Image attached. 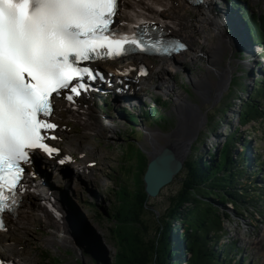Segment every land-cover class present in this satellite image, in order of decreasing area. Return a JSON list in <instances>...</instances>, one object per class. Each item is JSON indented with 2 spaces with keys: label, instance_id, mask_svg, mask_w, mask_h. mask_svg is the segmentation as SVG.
Returning a JSON list of instances; mask_svg holds the SVG:
<instances>
[{
  "label": "rangeland",
  "instance_id": "1",
  "mask_svg": "<svg viewBox=\"0 0 264 264\" xmlns=\"http://www.w3.org/2000/svg\"><path fill=\"white\" fill-rule=\"evenodd\" d=\"M249 3L256 13H261V10L264 12V0H249ZM188 6V17L194 19L198 7ZM219 9H215V12L222 18L219 15L223 14L222 9ZM223 27L224 33L228 37L231 36L233 41L230 26L224 23ZM211 31V28L206 27L194 35L196 39L194 45L199 51L197 56L191 52H188L187 56H175L185 63L180 66V74L175 75L173 69L169 76H165L174 83V88H170V94L163 100L166 108H161L162 111L157 109L160 115L166 116L164 121L161 118L155 124L151 120L139 119L137 115L140 114V107L138 106L141 105V108L145 110L144 101L139 105L136 104L134 109L127 108L123 111L122 108L116 107L118 105L116 103L112 106L111 100L108 102L103 99L94 101L91 95L89 98L93 101L95 108L94 113L86 116L90 119L89 121L86 119V128L82 126L81 121L76 122L71 119L59 121L61 137L53 140L58 148L65 147L66 135L78 139L79 144H86L87 151L83 152L85 156L82 153L71 152L76 162L82 163V168L79 169L82 172L78 173L80 182H77L76 189H72L73 202L76 210L81 214L84 226L87 224L89 230L91 229L95 236L105 244L111 257H114L117 252V243L113 241L110 233L112 222L107 212L111 213L114 210L118 202L117 193L121 187L129 186L130 194H137L135 190L140 184L144 157H146L145 161L149 162V155L155 152V146H157L154 138L161 146H166L168 135L177 129L179 115L175 110L173 92L179 89L183 91L189 101L200 106L202 114L206 117L205 121L201 120L195 132L196 136L194 135L191 140L183 159L185 165L186 161L196 153H208L223 148L230 131H235L239 127L238 113L242 104L241 99L246 98L251 92L255 80L263 76L264 62L256 56V51L246 55L237 45L235 47L229 44L226 45L224 54L220 58H214V62L209 55L207 57L202 55L200 51L208 48L203 40L204 36L209 42L215 41L210 36ZM170 33L177 36L173 32ZM251 57L253 58L249 59ZM160 62L163 60L147 58L145 65L152 71ZM105 66L102 65L103 69ZM225 69L230 70L228 81L217 94L215 85L220 81V74L217 71L222 72ZM200 75H206L212 84L211 95L205 96L199 93L198 85L195 84L193 77ZM151 78L155 79L152 75ZM154 86L158 87L157 84ZM154 95V93H149L146 102L152 103ZM130 114L136 115L139 122H132L128 118ZM82 120H84L83 117ZM240 136L242 141L238 143V150L234 153L235 157L238 152H243L242 145L249 141L252 155L255 157L256 153H259L263 156L261 158H264V122L252 123L243 127L240 130ZM139 149L144 153V157ZM254 176L250 177L248 182H251L255 189L263 188L264 181ZM185 177L186 171L183 166L174 180L166 185L157 197H149V205L158 216L169 207L170 198L181 190ZM260 209L261 213L253 215L242 211L244 215L242 217L235 213L231 204L228 205V212L232 214V217L226 221L225 229L229 236L222 242L228 243L233 239L238 241L237 245L242 251L232 256L235 262L245 258L243 264H264V206ZM66 222L67 226H71L68 219ZM47 223L44 219L34 220L27 228L17 231L13 243L15 248L20 247L19 249L23 251L22 256L21 251L18 250L21 258L15 255V251L1 254L14 264H31L28 258H34L35 264H93L91 258L97 256V252L91 250L85 253L88 245L82 246L80 255L74 249L72 252V248L69 247L71 243L67 242L68 239L73 241V237L71 235L72 238H70L67 232L55 235L53 241L49 243L50 237L56 232L54 226ZM67 230L70 233L71 229L67 228Z\"/></svg>",
  "mask_w": 264,
  "mask_h": 264
},
{
  "label": "snow or ice",
  "instance_id": "2",
  "mask_svg": "<svg viewBox=\"0 0 264 264\" xmlns=\"http://www.w3.org/2000/svg\"><path fill=\"white\" fill-rule=\"evenodd\" d=\"M126 7L125 0H0V213L11 211L9 199L15 203L23 177L32 175L23 165L40 152L59 153L46 143L57 138L48 135L57 127L48 117L54 102L74 106L88 89L85 81L95 76L84 62L130 48L185 47L177 41L162 47L158 38L146 44L149 30L130 28ZM0 230H6L2 220Z\"/></svg>",
  "mask_w": 264,
  "mask_h": 264
},
{
  "label": "trees",
  "instance_id": "3",
  "mask_svg": "<svg viewBox=\"0 0 264 264\" xmlns=\"http://www.w3.org/2000/svg\"><path fill=\"white\" fill-rule=\"evenodd\" d=\"M232 3L238 7L251 39L264 47V12L261 15L254 12L250 3L246 7L238 1ZM154 102L160 111L166 108L162 98L155 96ZM241 103L239 127L230 131L223 148L196 153L186 161L183 186L170 198L169 207L160 216L149 205L143 181L148 162L139 149L145 159L140 184L135 190L137 194H130L129 186L121 187L114 210L107 212L117 252L111 257L100 239L93 241L85 251L97 252V256L91 258L93 264H242L243 261L235 262L232 257L242 251L238 241H222L229 236L225 229L226 221L232 217L228 212L229 204L242 217V211L259 214L260 207L264 206V187L255 189L248 182L249 174L258 175L262 168L250 173L245 169L249 141L242 145L245 152H238L237 157L234 155L242 141L240 130L252 123L264 122V67L263 76L255 80L251 92ZM128 118L139 122L133 114ZM161 118L164 121L166 116L160 115L157 109L152 113L149 109L143 111L144 121L156 124ZM256 166H264L260 155L256 158Z\"/></svg>",
  "mask_w": 264,
  "mask_h": 264
},
{
  "label": "bare ground",
  "instance_id": "4",
  "mask_svg": "<svg viewBox=\"0 0 264 264\" xmlns=\"http://www.w3.org/2000/svg\"><path fill=\"white\" fill-rule=\"evenodd\" d=\"M149 1L152 2V7L156 8V10H152L150 6L146 4H141V7L137 5V7H140L144 13L153 14L158 17L161 25H163V29L166 32H173L185 38L190 44L189 52H191V54L194 53L196 55L199 52L194 45L196 41L194 35L197 31H203V29L206 27L212 29L210 36L215 41L209 42L204 36L203 40L207 43L206 45L208 48L201 50L200 52L206 57L209 55V58H211L212 62H214V58H220L222 54H224L226 44L224 40L225 29H223V26L225 22L220 16L216 14L212 2L208 3V5L205 7H200L199 9L194 7L196 8L197 15L194 19H192L188 17L187 14V9L189 8L188 5L190 4L186 0ZM233 40L234 44H236V40ZM146 61L147 58L145 56L137 55L122 59L116 63L108 64L105 68L107 69V75L109 78H111V80L118 81V79H123L127 83H130V87H132L136 85L138 80L145 78L143 75H139V72L141 71L142 65L144 62L146 63ZM180 61V59L175 57L164 59L163 62H160L151 71V74L154 78H157L158 76H169L170 72L175 66L178 65V63H180ZM217 72L220 74V81L215 85V87H217L218 94L221 92V88L227 84V77L230 74V70L225 69L222 72ZM193 78L195 84L198 85V91L200 94L205 96L211 95L210 87L212 84L206 75H200L199 77ZM170 84L171 87L174 88V83L172 81H170ZM173 93L175 95V110L179 115V124L177 129L171 135H168L169 138L165 144L166 146H161L160 143L154 138V142L157 146H155V152L151 156L155 155L163 147H171L180 158L184 159L191 140L196 134L195 132L199 128L200 122H202L201 120H204V116L201 112L200 106L189 101L183 91L179 89ZM94 108L95 105L93 101H91V99L87 96L83 97L80 102L75 103L74 106L59 102L58 113L53 119V124L57 125V127L51 131L54 133L57 139L60 138L61 125L59 121L65 119H71L72 121L74 120L76 122L81 121L82 126L86 128V116H90L92 113H94ZM82 117L84 120H82ZM89 120L90 119H87V121ZM65 138V147L60 148L59 153L53 155L52 157H48L44 154V159L47 160V163L73 168L75 171L78 170L77 172H79V169L82 168V163L76 162L75 158H72L71 162H68L65 159L63 164L59 163V159L67 157L71 152L82 153V155L85 156L83 152L87 151L86 144H79L78 139L70 135H66ZM84 169L86 171V167ZM68 184L70 185L71 189H76L78 187L77 180H72V182H69ZM50 191L51 190L49 189L48 184H44L42 185L41 189H37L36 191L28 193L24 196L23 201H21V205L16 211V215L12 217V219L6 225V230L0 231V253H13L15 251V255L20 257V252L18 251L20 250V247H14L13 239L16 237L17 231L27 228L34 220L37 221L44 219L50 225L54 226L56 234L50 237L49 243L53 241L55 235L62 234V232H67L65 230V225L62 224V216L56 214L54 209H52V211L48 210L47 205L48 198L50 197ZM43 201H45L44 206L42 203ZM67 243L72 244V241L68 239ZM21 255L23 256V251H21ZM28 259L31 264H35L34 258Z\"/></svg>",
  "mask_w": 264,
  "mask_h": 264
},
{
  "label": "water",
  "instance_id": "5",
  "mask_svg": "<svg viewBox=\"0 0 264 264\" xmlns=\"http://www.w3.org/2000/svg\"><path fill=\"white\" fill-rule=\"evenodd\" d=\"M222 13L227 20V25L230 26L233 32L232 35L235 37L233 39L236 40V44H234V40L232 41L231 36L228 37L227 34L224 33L225 44H232L233 46L235 45V47L237 45V47L239 46L240 48H245L246 52L249 53L252 50V46L249 39L247 38V33L243 29L245 24L239 23L235 19V16L230 15L229 11L227 10L223 11ZM241 19L242 18H239L240 22H242ZM184 70L186 71V69ZM203 116L205 121V114H203ZM183 166V159L180 158L171 147H163L155 155H149L147 170L143 178L148 197H157L160 191L174 180L176 175L182 170ZM69 247L72 248V252L74 249L78 255H80V250L78 249L77 244H74L73 241L72 244H69Z\"/></svg>",
  "mask_w": 264,
  "mask_h": 264
}]
</instances>
